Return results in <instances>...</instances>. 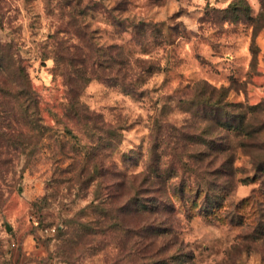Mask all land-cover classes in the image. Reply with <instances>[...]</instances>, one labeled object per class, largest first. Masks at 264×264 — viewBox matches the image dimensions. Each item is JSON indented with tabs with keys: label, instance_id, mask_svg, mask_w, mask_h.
<instances>
[{
	"label": "rangeland",
	"instance_id": "1",
	"mask_svg": "<svg viewBox=\"0 0 264 264\" xmlns=\"http://www.w3.org/2000/svg\"><path fill=\"white\" fill-rule=\"evenodd\" d=\"M0 264H264V0H0Z\"/></svg>",
	"mask_w": 264,
	"mask_h": 264
},
{
	"label": "trees",
	"instance_id": "2",
	"mask_svg": "<svg viewBox=\"0 0 264 264\" xmlns=\"http://www.w3.org/2000/svg\"><path fill=\"white\" fill-rule=\"evenodd\" d=\"M26 84L28 85V90H27L26 94L28 96V100H30V105H28V109L31 110L33 113L32 114L33 120L39 121V118H38L39 98H38L37 92H36L35 88L32 86L31 82L29 83V80ZM2 90H4V88ZM82 109H84V111L87 112V110H85V108H82ZM88 114H90V113L88 112ZM42 127H43V125H42ZM149 182H150V180H145V183H141V189L148 188V187H146V184ZM141 195H142L141 191L138 194H128L127 202H126V204H124L122 206V209H128L130 212H133L136 210V212L141 214L139 216L140 218L146 214L152 215V214H155L156 212L159 211L160 205L158 204V202L156 200L151 198L152 196L150 197L151 198L150 200H148V199L141 200V198H142ZM118 198H117V200H118ZM117 200L114 201V204H116ZM147 219H148V217H147ZM147 219L145 220V225L143 228H145V232H147V231L149 232V230H150L152 235L150 237H148V236L145 237V240L143 241V244H142V250H140L139 253H141L142 255H148L149 253L152 252L154 254L153 256L155 257L156 255H158L162 252L161 249L157 245V239H158L157 237H158L160 230H159V226L156 227L157 222H154V223H151L150 225H148L149 221ZM128 232H129L130 239H131V236H133L132 230L129 229Z\"/></svg>",
	"mask_w": 264,
	"mask_h": 264
}]
</instances>
